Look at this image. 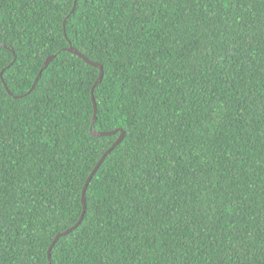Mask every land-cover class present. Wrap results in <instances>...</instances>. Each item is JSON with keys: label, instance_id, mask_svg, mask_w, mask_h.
Listing matches in <instances>:
<instances>
[{"label": "trees", "instance_id": "16d2710c", "mask_svg": "<svg viewBox=\"0 0 264 264\" xmlns=\"http://www.w3.org/2000/svg\"><path fill=\"white\" fill-rule=\"evenodd\" d=\"M123 133L52 264H264V0H0V264H49Z\"/></svg>", "mask_w": 264, "mask_h": 264}, {"label": "water", "instance_id": "95a60500", "mask_svg": "<svg viewBox=\"0 0 264 264\" xmlns=\"http://www.w3.org/2000/svg\"><path fill=\"white\" fill-rule=\"evenodd\" d=\"M70 51L76 53L78 56H80L81 58H83V59H84L86 62H88L89 64H91V65H93V66H96V67H100V68H101V76H100V79L98 80V82L96 83L95 87H96L100 82H102V80H103V78H104V68H103L102 66H100L98 63H94V62L90 61L88 58H86L84 55L80 54V53H79L77 50H75L74 48H71ZM53 59H54L53 57L50 58V59L48 60L47 64H50V63L53 61ZM41 74H42V73H41ZM41 74H40V76H41ZM40 76H39V78H40ZM39 78L36 80V83H35V85H34V88L36 87V85H37V83H38V81H39ZM95 87H94V89H93V101H94V106H95V117H94V123H96V121H97V113H98V106H97V102H96V99H95V96H94ZM34 88H33V89H34ZM115 133H116V132L101 133V134L98 133V134H96V135H97V136H101V135H102V136H105V135H112V134H115ZM124 137H125V134L123 133L122 136H121V137L118 139V141L116 142V144H115L111 149H109V150L107 151V153L104 155V157L102 158V160L99 162V164L97 165V167L95 168V170H94L93 173L91 174L90 179H88V181H87V184H86V185H87V189H88V187H89V185H90V183H91V181H92L94 175L96 174V172L98 171V169L101 167V165H102V163L104 162V160L106 159V157H107V156H108V155L114 150V148H116V147H117V146L123 141ZM86 193H87V191H85V189H84V191H83V197H82V201H83V204H84V212H83V214H82V217H81L80 221H79L74 227L70 228L69 230H67V231L64 232V233L59 234V235L56 237V240L54 241V243L52 244V246H51V248H50V250H49V264H52V250H53L54 246L56 245V243H57L62 237L71 234L75 229H77V228L81 225V223H82V221H83V219H84V217H85V214H86V211H85V207H86V205H87Z\"/></svg>", "mask_w": 264, "mask_h": 264}, {"label": "snow or ice", "instance_id": "6c2138e0", "mask_svg": "<svg viewBox=\"0 0 264 264\" xmlns=\"http://www.w3.org/2000/svg\"><path fill=\"white\" fill-rule=\"evenodd\" d=\"M225 7H227V4H225ZM89 179H90V177H89ZM84 189H85V191H87V185L86 184L84 185ZM85 211H87V205L85 207Z\"/></svg>", "mask_w": 264, "mask_h": 264}]
</instances>
